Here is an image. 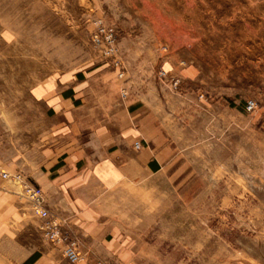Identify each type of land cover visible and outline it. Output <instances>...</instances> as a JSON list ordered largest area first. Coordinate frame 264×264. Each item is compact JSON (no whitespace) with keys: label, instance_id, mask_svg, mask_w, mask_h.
<instances>
[{"label":"rangeland","instance_id":"rangeland-1","mask_svg":"<svg viewBox=\"0 0 264 264\" xmlns=\"http://www.w3.org/2000/svg\"><path fill=\"white\" fill-rule=\"evenodd\" d=\"M98 20L116 31L120 96L149 108L174 152L156 191L117 198L138 264H264V0H0V88L107 64ZM0 189L19 196L10 217L0 197V264L63 251L20 184L0 176Z\"/></svg>","mask_w":264,"mask_h":264},{"label":"crops","instance_id":"crops-1","mask_svg":"<svg viewBox=\"0 0 264 264\" xmlns=\"http://www.w3.org/2000/svg\"><path fill=\"white\" fill-rule=\"evenodd\" d=\"M4 40L9 42L8 33ZM107 65L49 74L21 89L0 88V163L42 187L51 214L79 240L85 259L78 264H138L141 253L122 229L117 198L156 191L158 174L174 152L149 108L120 96L118 70L107 72ZM3 194L10 217L18 195ZM62 253L34 250L23 262L34 257L31 264H71ZM226 264L263 263L240 256Z\"/></svg>","mask_w":264,"mask_h":264},{"label":"built area","instance_id":"built-area-1","mask_svg":"<svg viewBox=\"0 0 264 264\" xmlns=\"http://www.w3.org/2000/svg\"><path fill=\"white\" fill-rule=\"evenodd\" d=\"M92 42L100 49L104 59L117 69H122L123 62L119 54L120 48L117 42L116 31L113 27L106 25L102 20H98L96 28L92 33ZM124 75V71L118 73L119 78H123ZM121 93L125 97L128 92L125 88H122ZM253 107L254 103L250 101L249 109ZM0 176L20 184L21 195L31 203L34 214L42 219L41 229L44 237L54 245L62 246L64 256L71 264L79 263L83 259L79 240L67 228L65 220L54 217L51 214L45 204V193L42 187L25 179L22 173L8 171L1 163Z\"/></svg>","mask_w":264,"mask_h":264},{"label":"trees","instance_id":"trees-1","mask_svg":"<svg viewBox=\"0 0 264 264\" xmlns=\"http://www.w3.org/2000/svg\"><path fill=\"white\" fill-rule=\"evenodd\" d=\"M33 260H34V257H31L24 264H31Z\"/></svg>","mask_w":264,"mask_h":264}]
</instances>
